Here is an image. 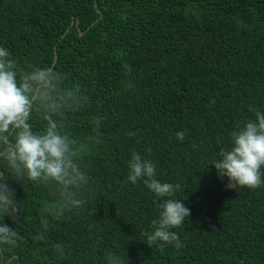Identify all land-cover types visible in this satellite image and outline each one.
I'll list each match as a JSON object with an SVG mask.
<instances>
[{"label": "trees", "instance_id": "1", "mask_svg": "<svg viewBox=\"0 0 264 264\" xmlns=\"http://www.w3.org/2000/svg\"><path fill=\"white\" fill-rule=\"evenodd\" d=\"M0 47L20 70L54 68L78 84L89 103L66 115L69 131L101 141L82 161L86 203L59 219L45 211L51 186L9 177L22 219L4 222L21 239L0 255L13 264H105L108 251L126 264H264V184L226 189L209 166L254 119L250 107L264 112V0H0ZM31 122L37 131L46 123ZM133 152L155 164L158 181L180 185L172 198L191 215L170 229L179 249L144 234L162 201L127 181ZM42 216L49 228L36 241Z\"/></svg>", "mask_w": 264, "mask_h": 264}, {"label": "clouds", "instance_id": "2", "mask_svg": "<svg viewBox=\"0 0 264 264\" xmlns=\"http://www.w3.org/2000/svg\"><path fill=\"white\" fill-rule=\"evenodd\" d=\"M123 67L131 72L129 65ZM64 74L54 68L36 67L23 71L10 59L7 49L0 47V253L11 252L21 239L17 226L21 223L20 202L15 199V189L9 183L22 181L39 183L53 188L54 199L46 205L45 211L52 219H59L66 212L83 207L86 200L82 189L89 185L87 172L82 166L85 156L99 144L97 135L83 140L69 131L66 115L81 110L89 101L81 87L66 86ZM129 87H132L129 84ZM254 119H248L243 126L230 133L232 147L221 149L214 166L218 177H227L226 189H257L264 184L261 169L264 168V112L250 107ZM43 119L45 127L34 130L33 116ZM176 138L183 141L185 133L179 131ZM5 168L7 170H5ZM127 181L143 184L162 202L159 214L152 221L153 231L145 232L149 244L161 248L173 245L179 249V236L170 229L180 227L189 219L191 211L183 201L173 199L179 184L160 182L156 179L155 164L133 152L128 163ZM91 193V188L88 189ZM9 218L16 227L4 222ZM43 231L33 237L45 241L49 219L42 216ZM57 259H64L65 248L61 244L53 247ZM13 255H0V264H13ZM105 264H126L125 254L113 251L105 253Z\"/></svg>", "mask_w": 264, "mask_h": 264}, {"label": "rangeland", "instance_id": "3", "mask_svg": "<svg viewBox=\"0 0 264 264\" xmlns=\"http://www.w3.org/2000/svg\"><path fill=\"white\" fill-rule=\"evenodd\" d=\"M72 22L74 23V21H73V20H71V23H72ZM73 23H72V24H73ZM72 24H71V25H72Z\"/></svg>", "mask_w": 264, "mask_h": 264}, {"label": "water", "instance_id": "4", "mask_svg": "<svg viewBox=\"0 0 264 264\" xmlns=\"http://www.w3.org/2000/svg\"><path fill=\"white\" fill-rule=\"evenodd\" d=\"M95 5H96V3H95ZM72 23H73V22H72ZM72 23H71V24H72Z\"/></svg>", "mask_w": 264, "mask_h": 264}]
</instances>
